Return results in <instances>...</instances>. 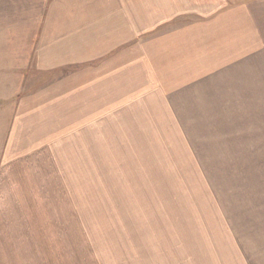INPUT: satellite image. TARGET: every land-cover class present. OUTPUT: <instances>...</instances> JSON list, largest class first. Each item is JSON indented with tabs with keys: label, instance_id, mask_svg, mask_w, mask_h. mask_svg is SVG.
Listing matches in <instances>:
<instances>
[{
	"label": "crops",
	"instance_id": "crops-1",
	"mask_svg": "<svg viewBox=\"0 0 264 264\" xmlns=\"http://www.w3.org/2000/svg\"><path fill=\"white\" fill-rule=\"evenodd\" d=\"M15 12L0 1V264H123L38 242V228L29 240L21 179L28 156L94 114L108 122L110 107L143 104L151 131L165 123L150 138L168 154L196 153L184 123L248 121L247 108L263 106L250 100L264 95V0H51L44 12L29 4ZM40 72L49 79L38 87ZM217 108L234 118L202 119ZM63 123L66 134L50 126ZM257 181L249 211L214 212L218 222L184 239V264H264V179Z\"/></svg>",
	"mask_w": 264,
	"mask_h": 264
},
{
	"label": "rangeland",
	"instance_id": "rangeland-1",
	"mask_svg": "<svg viewBox=\"0 0 264 264\" xmlns=\"http://www.w3.org/2000/svg\"><path fill=\"white\" fill-rule=\"evenodd\" d=\"M0 1L11 3L14 12L22 4L44 12L51 0ZM40 73L33 81L38 87L49 79ZM115 97L110 94L109 101ZM250 101L263 106L248 107V121L184 123L193 155L189 149L168 154L157 145L160 140L150 138L165 123L158 120L159 131H151L150 123H143V104L126 106L124 112L110 107L108 122L98 113L93 122L78 123L69 136L28 156V174L21 179L28 185L29 240L38 238V228V242L74 244L77 257L90 249L101 259L123 264L186 263L184 239L193 240L195 228H205V221L218 222L214 212L236 218L249 211L248 193L262 187L257 180L264 179V95ZM228 114L217 108L202 119L234 118ZM60 125L64 133L67 124L50 126ZM189 253L197 257L196 251Z\"/></svg>",
	"mask_w": 264,
	"mask_h": 264
}]
</instances>
